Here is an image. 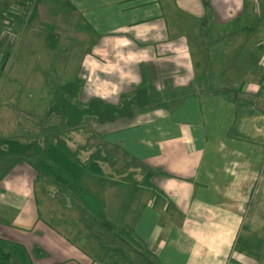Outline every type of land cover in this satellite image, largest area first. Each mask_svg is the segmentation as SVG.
Segmentation results:
<instances>
[{"label": "crops", "instance_id": "1", "mask_svg": "<svg viewBox=\"0 0 264 264\" xmlns=\"http://www.w3.org/2000/svg\"><path fill=\"white\" fill-rule=\"evenodd\" d=\"M35 2L36 32L50 18L65 52L51 65L56 72L80 70L76 51L85 57L91 95L78 99L83 76L60 78L55 87L67 91L52 102L62 110L52 118L64 125L49 128L80 159L101 148V162L94 161L115 169L98 178L107 221L131 228L154 264H264V0ZM83 25L101 39L67 48L62 37ZM218 25L225 27L213 33ZM95 96L103 112L88 124L79 110ZM0 160L10 163L0 166L2 239L30 251L33 264H115L60 249L69 244L42 219L34 196L39 180L48 187L44 177L31 161ZM90 242L101 247L93 236Z\"/></svg>", "mask_w": 264, "mask_h": 264}, {"label": "rangeland", "instance_id": "2", "mask_svg": "<svg viewBox=\"0 0 264 264\" xmlns=\"http://www.w3.org/2000/svg\"><path fill=\"white\" fill-rule=\"evenodd\" d=\"M35 1L31 0L29 4H20L21 1L19 0H8L9 4H0V136L23 142L37 140L44 145L45 138H49L50 141L56 139L49 126L53 123H57L59 126L63 121L59 115L57 119L61 122L53 121V118L56 119L57 115L54 112H61L62 110L57 109L59 106L52 104V102L56 101V96H60L57 94L64 96L65 91H67L64 88L58 89L55 87L59 84L60 78L72 81L79 76H83L84 79L81 78L78 91H76L78 99L81 95L82 99L83 97L88 99L87 96L91 95L88 94L90 89L85 86L86 84L93 86V83L85 79V73L83 72L85 57L79 58L81 54L77 55V53H80V51H76L72 55L73 63L79 64L80 70L79 67H74L71 72L60 74L56 72L55 67L51 66L57 64V61L63 58L61 54L65 52L59 46L61 41L51 34L53 30H51L49 24H53V22L50 18L40 21L43 24L36 32L39 24L36 21L37 14L35 11L38 4ZM224 27V25H218L217 29H213L212 32L217 33L219 29L222 31ZM234 27L237 28V25ZM63 30L67 31V28ZM76 32L80 37L75 36ZM55 34L57 33L55 32ZM66 35L67 38L62 37V41L65 44L66 39L69 42L67 48L70 49L72 47L76 49L80 44H84L89 37L94 41L101 39V34L98 36L92 30L90 31L86 25L74 27V30L69 31ZM52 54L54 56L51 58ZM93 56L96 57V55ZM218 60L221 59L218 58ZM207 67L208 65H203L202 76L206 73ZM65 98H71V95H67ZM95 98L99 97L95 96L89 100L92 101ZM61 106L63 109L66 108L65 105ZM74 106L83 107L81 104ZM89 117L88 124H92L94 121L99 122L96 116ZM62 123L64 125V121ZM93 147H90L91 151L84 152L82 160L88 159L101 162V157H103L100 152L101 148L95 147V150H93ZM0 166L4 171L10 167V163L0 160ZM105 166V169L101 168L104 170L103 172L115 170L106 163ZM2 175L1 172L0 179ZM41 180L37 183L34 196L38 201L42 219L46 224L51 225V229L66 239L69 244L68 248L60 246V249H66L72 253V256L78 252L83 253L87 258L89 254L99 253L103 258L108 257L109 260H115V264H146L143 259L132 256L136 253L130 246L108 230L106 225L80 207L77 200L66 193L61 186L54 184L45 187L44 181ZM86 182L85 186L87 188L90 189L91 187L94 189L95 194L101 196V186H99L101 181L96 176L88 175ZM139 186L142 187V183H139ZM123 189L128 198V195H131L128 186L125 185ZM75 229L77 233H68V230ZM92 236L100 240L101 247L97 248V245L93 242L87 243V239ZM0 239L2 238L0 237ZM4 241L8 242V248L18 246L16 241ZM127 247H129L128 250L132 255L127 251ZM29 252L28 250L26 252L27 261L29 264H33ZM31 253L33 256L42 257V251L39 247H34ZM148 259L154 264L155 260L151 256ZM16 263V260H14V264Z\"/></svg>", "mask_w": 264, "mask_h": 264}, {"label": "trees", "instance_id": "3", "mask_svg": "<svg viewBox=\"0 0 264 264\" xmlns=\"http://www.w3.org/2000/svg\"><path fill=\"white\" fill-rule=\"evenodd\" d=\"M75 91H78V88ZM261 101L264 102V100ZM84 106L79 110L83 115L88 114L101 118L103 110L100 99H94ZM106 107L110 110L108 106ZM75 108L76 106L74 110L71 108L73 113L68 111V114H75ZM78 121L80 120L69 118L70 124H76ZM0 158L22 162L31 161L34 169L44 177L48 186L54 184L61 186L66 193L77 200L80 207L106 225L108 230L118 238L120 237L137 254L144 258L151 256L150 249L131 228L107 221L102 196L95 194L91 187L89 189L85 186L88 175L99 178V175L102 174L100 164L94 160L81 161L78 151L71 149L65 138L58 136L55 141L45 138L43 145L37 140L22 142L0 136ZM7 245V241L0 239V264H14V260H16V264H29L26 251L21 246L17 244L16 247L8 248Z\"/></svg>", "mask_w": 264, "mask_h": 264}]
</instances>
